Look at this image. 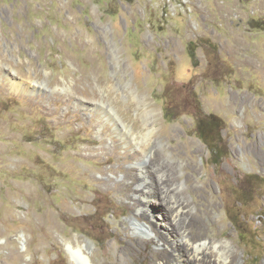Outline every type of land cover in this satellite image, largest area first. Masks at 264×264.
I'll use <instances>...</instances> for the list:
<instances>
[{
	"label": "rangeland",
	"instance_id": "rangeland-1",
	"mask_svg": "<svg viewBox=\"0 0 264 264\" xmlns=\"http://www.w3.org/2000/svg\"><path fill=\"white\" fill-rule=\"evenodd\" d=\"M151 166L192 236L264 264V0H0V264H73L76 239L94 264H169L134 229L163 214L136 198Z\"/></svg>",
	"mask_w": 264,
	"mask_h": 264
},
{
	"label": "bare ground",
	"instance_id": "bare-ground-1",
	"mask_svg": "<svg viewBox=\"0 0 264 264\" xmlns=\"http://www.w3.org/2000/svg\"><path fill=\"white\" fill-rule=\"evenodd\" d=\"M146 111L151 116V123L153 124L155 110L147 109ZM149 126V123H143L148 136L153 135L155 129H149ZM125 131L128 132V127ZM131 131L132 129H130ZM164 174L165 172L155 169L154 166L140 173L143 178L138 184L136 198L142 202L147 200L151 193L158 194L161 198L160 206L163 214L160 219H156L149 210L140 207L134 211L136 213V217H133L134 229L142 230V237L145 242L154 241L156 245L159 242H162L163 245L169 244L167 249L164 248L161 251V256L165 254L164 252L168 254L169 264H232L233 259L228 263L226 262L229 255L235 253L231 242L217 239L207 241L201 237L196 239L190 234L189 228L192 223H195L194 219H189L192 208L184 197L179 180H171L168 175ZM152 178L155 180V185L152 184ZM143 219L146 221L141 222ZM150 219H154L155 223H150ZM151 234L154 236L151 237ZM66 245L73 264H94L90 245L79 239L68 242ZM162 261L165 260L156 258L154 263L162 264Z\"/></svg>",
	"mask_w": 264,
	"mask_h": 264
},
{
	"label": "trees",
	"instance_id": "trees-1",
	"mask_svg": "<svg viewBox=\"0 0 264 264\" xmlns=\"http://www.w3.org/2000/svg\"><path fill=\"white\" fill-rule=\"evenodd\" d=\"M196 130L200 140L206 144L213 164L217 165V162L222 158V156H218V147L220 148L222 145L218 141L219 137L215 141L212 136H218L222 131V121L214 115L199 116Z\"/></svg>",
	"mask_w": 264,
	"mask_h": 264
},
{
	"label": "flooded vegetation",
	"instance_id": "flooded-vegetation-1",
	"mask_svg": "<svg viewBox=\"0 0 264 264\" xmlns=\"http://www.w3.org/2000/svg\"><path fill=\"white\" fill-rule=\"evenodd\" d=\"M241 1H243V0H241Z\"/></svg>",
	"mask_w": 264,
	"mask_h": 264
}]
</instances>
